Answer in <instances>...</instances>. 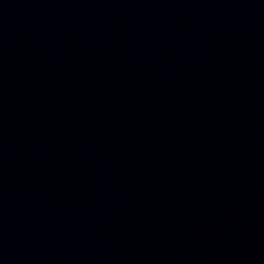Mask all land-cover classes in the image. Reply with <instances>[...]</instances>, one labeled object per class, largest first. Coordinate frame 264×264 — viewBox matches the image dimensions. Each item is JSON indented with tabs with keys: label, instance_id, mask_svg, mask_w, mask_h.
<instances>
[{
	"label": "water",
	"instance_id": "1",
	"mask_svg": "<svg viewBox=\"0 0 264 264\" xmlns=\"http://www.w3.org/2000/svg\"><path fill=\"white\" fill-rule=\"evenodd\" d=\"M0 264H264V0H0Z\"/></svg>",
	"mask_w": 264,
	"mask_h": 264
}]
</instances>
